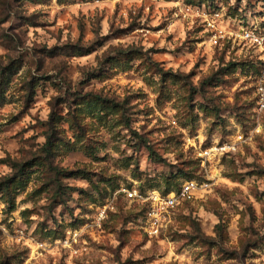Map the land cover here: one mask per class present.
Segmentation results:
<instances>
[{
    "label": "clouds",
    "instance_id": "1",
    "mask_svg": "<svg viewBox=\"0 0 264 264\" xmlns=\"http://www.w3.org/2000/svg\"><path fill=\"white\" fill-rule=\"evenodd\" d=\"M105 5L0 0V264H264V0Z\"/></svg>",
    "mask_w": 264,
    "mask_h": 264
},
{
    "label": "rangeland",
    "instance_id": "2",
    "mask_svg": "<svg viewBox=\"0 0 264 264\" xmlns=\"http://www.w3.org/2000/svg\"><path fill=\"white\" fill-rule=\"evenodd\" d=\"M165 3L170 2V0H164ZM97 3V0H66V6L68 8H76L75 12H70L66 14V18H71V20L73 21L72 24H64V34L65 35H69L71 36V29L73 28V26L75 27V29L78 32V36H77V44L72 45V47H76L79 49V44L78 41L79 39L84 35V25L81 23V17H85L89 20H92L96 15H100L101 18H103L104 16H107L108 13V9L105 5V7L103 8H96V7H89V5H95ZM77 5H79L80 7H77ZM115 11H113V18H115ZM59 23V21H58ZM113 25H109V32H108V36L104 37V40L107 41L109 39H115V40H124L127 39L129 37H131V29H132V25H129L126 28H116V31L113 32L112 29ZM160 27H163V25H159L156 28H154L153 30H159ZM169 39H171V37H169ZM96 44H99V42H95ZM91 47V45H90ZM100 47H103L102 44H100ZM95 50V49H93ZM134 51L131 46L129 47V52ZM77 56L80 55H90V53L88 51H77L76 53ZM250 176H255V177H260V176H264V173L261 172H254V173H250Z\"/></svg>",
    "mask_w": 264,
    "mask_h": 264
}]
</instances>
